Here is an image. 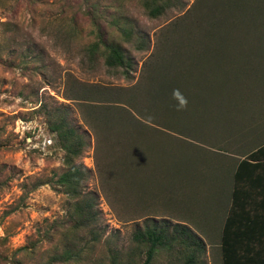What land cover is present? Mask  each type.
<instances>
[{
	"label": "rangeland",
	"instance_id": "rangeland-1",
	"mask_svg": "<svg viewBox=\"0 0 264 264\" xmlns=\"http://www.w3.org/2000/svg\"><path fill=\"white\" fill-rule=\"evenodd\" d=\"M141 1L0 0V264H42L63 249L65 234L55 226L67 214V195L56 184L66 169L65 151L50 131L49 116L58 108H68L74 126L86 136V150L77 159L89 170L85 190L97 198L103 240L111 238L113 246L125 250V264L132 234L148 218L186 224L203 236L206 245L198 263L223 264L220 243L207 238L206 227L200 223L204 214L197 207L204 206L197 203V192H191L192 187H197V180L191 186V170L197 169L202 156L236 152L242 142L250 147L264 142V107L260 104L264 88L256 83L259 77H242L238 91H254H245L248 98L237 101L240 108H233L234 98L227 93L219 101L223 106H214L217 89L208 85V72L203 75L205 65L198 66V70L190 66L192 61L206 57L202 44L192 41L183 57H174L178 58L176 62L169 56L182 49L168 50L169 39L173 35L178 39V32L190 22L188 15L203 17L201 21L206 24L213 14H203L201 0H182L165 15L151 18ZM119 15L129 17L127 26L137 31L131 42L112 23ZM178 21L182 22L176 27ZM99 31L108 42H121L127 50L133 65L127 74L110 70L103 59H90L86 47L98 41ZM162 57L170 59L167 69L159 75ZM179 59L186 62L177 66ZM187 62H192L190 67ZM208 65L212 66L210 58ZM261 67L252 65L254 69ZM190 70L193 73L188 77L185 74ZM163 74L167 75V83ZM90 84L113 88L114 97L130 100L126 106L133 117L126 118L137 119L134 124L141 134L136 141L140 157L135 160L140 171L137 189L129 197L124 198L120 188V193L113 191L112 196L102 184L100 168H106L114 158H105L103 163L99 161L102 158H97V129L87 122L88 113L77 99L79 88ZM174 89L187 99L186 108L177 110L181 99L173 97ZM159 95L163 101H158ZM195 96L207 98L205 112H194ZM106 98L101 96L99 100ZM168 101L171 108L162 109ZM148 126L158 131L148 132ZM102 129L106 131V127ZM141 141L146 143L142 152ZM201 168L206 166L202 164ZM217 175L218 172L207 188L217 186ZM142 177L146 179L141 183ZM203 197L205 201L208 198ZM191 206L196 208L194 215ZM135 210L134 216L118 215ZM104 248L96 251L99 263L86 260L79 264H111L102 261Z\"/></svg>",
	"mask_w": 264,
	"mask_h": 264
},
{
	"label": "trees",
	"instance_id": "trees-1",
	"mask_svg": "<svg viewBox=\"0 0 264 264\" xmlns=\"http://www.w3.org/2000/svg\"><path fill=\"white\" fill-rule=\"evenodd\" d=\"M201 1L202 8L200 10L203 14L212 13L213 15L206 24L201 21L203 17L198 18L195 15H188L187 19L190 22L185 24L184 28L178 32L179 38L177 39L173 35L172 40L169 39L168 43L170 44L168 50L179 47L182 52L174 54V56H167L171 57V60H174H172L173 62H176L178 58L183 57L185 49L190 46L192 41H199L203 46L202 48H204L203 53L206 57L201 56V59L192 61L194 64L187 62V65L191 64L190 66H195L197 70L199 69L198 66L205 65L203 75H207L208 72L210 79L208 85L217 89L214 95V106L219 105L222 107L224 103H219V101L223 98L224 93H227L228 97L232 96L234 98L233 108L238 109L241 103L237 101L247 99L246 92L254 91L249 88L238 91L240 78L259 77L256 83H261V87L264 88V0ZM181 4L182 0L141 1L142 8L148 11L151 18L165 15L172 8ZM112 21L113 25L120 28L126 41L131 42L133 36L137 35L135 27L131 26L129 28L127 26L131 22L129 17L119 15L114 17ZM181 22H176L175 26H179ZM96 25L100 28L98 22H96ZM181 37L184 39L179 40ZM98 38L97 42L86 47L90 59H94V61L103 59L110 70H122L124 74H127V71L133 65L123 44L121 42H108L100 31L98 32ZM232 39H234L233 43L231 42ZM174 57L178 58L174 59ZM209 58L212 66L208 65ZM169 59L164 60L163 57L161 58L163 61L158 67L159 75L161 70L167 69ZM184 62L179 59L177 66ZM252 65H254V68L262 67L254 69ZM178 69L181 70L183 67ZM190 71H186L185 75L191 77L193 72ZM214 73L219 74V76L212 77ZM166 78L167 75L163 74L162 79L167 83ZM217 87H220V90ZM78 93L80 96L77 99L83 102L80 103H82L81 107H83L84 113H88L86 116L87 122L95 130L97 129L95 131L98 141L97 158H102L99 160L102 163L105 158L106 160L114 158L112 162H107L106 168L101 170L99 167L102 184H105L104 189L110 190V194L113 196V191L114 194L116 192L120 193V188L121 192L124 191L123 193H125L124 198L129 197L137 189L140 169L139 162L135 159L139 158L140 154L137 153L138 143L136 141L141 136L139 128L134 124L137 123V119L135 117L126 118L133 117L127 109L130 100L127 99V102H125L114 97L116 93L113 88H105L94 84L81 86ZM101 96L108 97L106 101H102L109 103L108 105H104L99 100ZM158 97V101H163L161 95ZM194 100L196 101V111L194 112H198L200 109L205 112L208 106L204 102L207 98L195 96ZM170 104V101L166 102L167 106L162 107V109L169 108ZM179 104L180 101H178ZM260 104L261 107H264V93H262ZM68 111V108H58L49 115L50 131L56 134V143L65 151L64 163L66 169L59 175L56 184L67 195V214L55 226L56 230L62 228L61 233L65 234V238L62 239L64 245L62 251L54 252L42 264H79L86 260L99 263L100 260L96 256V251L104 247L103 253H101L103 262L108 260L111 264H125L123 262L125 250L113 246L114 242L111 238L103 240L105 232L100 227L97 198L94 193L85 190L89 170L77 163V159L86 150V136L74 126L69 118ZM156 121L163 123L162 119H156ZM120 125H122L121 128ZM102 126L106 127L105 132ZM145 129L152 133L158 131L149 126ZM254 134L255 131L252 135L254 136ZM149 140L151 141V139ZM145 145L146 143H142L141 152ZM260 145L259 152L260 150L262 152L264 142ZM256 154L258 155V151L257 153H251V157H255ZM141 156L144 158V154L141 153ZM147 165H149V161ZM144 179L146 177H142L140 182L142 183ZM118 215L119 217H127L137 215V213L136 210L135 212L126 213L121 211L118 212ZM131 242L132 245L127 250L126 264H160L164 262L168 264H177V262L178 264H200L201 262L198 263L199 259L201 260L206 250L203 238L189 226L182 223L174 224L168 219H146L144 225L137 228L132 234ZM228 251L227 245L223 243V264H230Z\"/></svg>",
	"mask_w": 264,
	"mask_h": 264
},
{
	"label": "crops",
	"instance_id": "crops-1",
	"mask_svg": "<svg viewBox=\"0 0 264 264\" xmlns=\"http://www.w3.org/2000/svg\"><path fill=\"white\" fill-rule=\"evenodd\" d=\"M242 143L236 152L202 156L197 169L191 170V186L197 180L191 192H197V203L204 206L197 210L204 214L200 223L207 238L220 243L221 255L223 243L227 245L230 264H264V150ZM202 164L209 168H201ZM214 171L217 186L207 188L215 179ZM195 210L192 207L193 215Z\"/></svg>",
	"mask_w": 264,
	"mask_h": 264
},
{
	"label": "clouds",
	"instance_id": "clouds-1",
	"mask_svg": "<svg viewBox=\"0 0 264 264\" xmlns=\"http://www.w3.org/2000/svg\"><path fill=\"white\" fill-rule=\"evenodd\" d=\"M173 97L181 99V103L177 106V110H181L187 107L188 101L186 98L183 97V94L180 92L179 89L173 90Z\"/></svg>",
	"mask_w": 264,
	"mask_h": 264
}]
</instances>
